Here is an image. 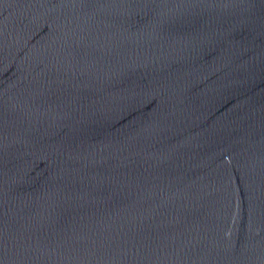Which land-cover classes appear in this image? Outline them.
Instances as JSON below:
<instances>
[{"label": "water", "instance_id": "1", "mask_svg": "<svg viewBox=\"0 0 264 264\" xmlns=\"http://www.w3.org/2000/svg\"><path fill=\"white\" fill-rule=\"evenodd\" d=\"M0 264H264V0H0Z\"/></svg>", "mask_w": 264, "mask_h": 264}]
</instances>
